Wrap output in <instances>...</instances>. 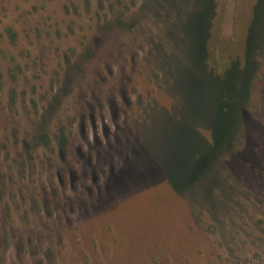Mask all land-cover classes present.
Segmentation results:
<instances>
[{"label": "rangeland", "instance_id": "374dc122", "mask_svg": "<svg viewBox=\"0 0 264 264\" xmlns=\"http://www.w3.org/2000/svg\"><path fill=\"white\" fill-rule=\"evenodd\" d=\"M250 1L0 0V264H264V0L203 67Z\"/></svg>", "mask_w": 264, "mask_h": 264}, {"label": "trees", "instance_id": "16d2710c", "mask_svg": "<svg viewBox=\"0 0 264 264\" xmlns=\"http://www.w3.org/2000/svg\"><path fill=\"white\" fill-rule=\"evenodd\" d=\"M258 4H259V0H253L250 1V19L248 22V28H247V35L245 37V40L243 42V45L241 46L239 53H237L236 55H229L228 56V60H227V64L224 65L222 71H215L213 67H210L207 65V37L205 38V42H204V57H203V67L205 69V71H207L209 74L214 75V77H217L218 79H223L226 74L229 73H237L240 70H243V68L245 66H247L246 62H245V47H246V42H249V39L251 37V28L253 27V24L255 22V16H256V12L258 9ZM213 19V14H211L210 16V21L212 22ZM210 24V23H209ZM5 35L8 37L9 41L11 44H16L18 41V35L17 32L14 30L13 27L11 26H6L5 29ZM209 39V37H208ZM207 40V41H206ZM248 46V45H247ZM256 50V49H255ZM259 51V50H258ZM2 57L7 59V65H8V73L9 76L12 80H18L22 74L25 72V66L22 65V63H20L18 57L14 54L11 53L9 55H6V51L2 50V52L0 53ZM251 62L252 61V55H251ZM221 98L224 100L223 95H221ZM231 107L228 105V109L225 107V105L220 104V108L218 109V114L221 118H224L225 115L228 116H233L234 112H231ZM233 121H235V119H233ZM235 122L232 123L231 126H234ZM222 138V136L220 137ZM6 140H9L8 136H6ZM3 141V145L4 147L6 146L7 142ZM214 143V140L211 139ZM217 141V139H216ZM233 143L230 144L229 146L232 147ZM208 157V156H207ZM190 158H188V153L185 152L184 156H183V162L182 163H186V161H189ZM180 162V161H179ZM209 161H207V158L203 159V165L204 166H200L199 170L195 171V175H194V181L186 183L183 180L185 179V176L183 174L184 171V164L181 165V167L179 168L178 166V158L176 155L173 156V158L171 157L167 163L165 162L161 168L163 170V179L166 182L167 186L170 188V190L174 193V194H182L189 186H191L194 182L200 180L204 174L209 170L207 169L206 165ZM181 181H183L185 184H182ZM180 183V184H179Z\"/></svg>", "mask_w": 264, "mask_h": 264}]
</instances>
